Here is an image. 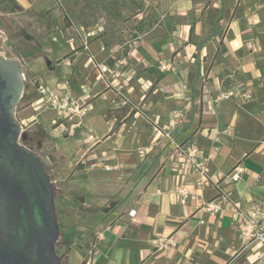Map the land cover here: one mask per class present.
Instances as JSON below:
<instances>
[{"label": "crops", "instance_id": "1", "mask_svg": "<svg viewBox=\"0 0 264 264\" xmlns=\"http://www.w3.org/2000/svg\"><path fill=\"white\" fill-rule=\"evenodd\" d=\"M124 2L125 15L110 5L113 15L107 19L106 9L86 0H0L2 35L14 38L27 29L51 27V53L81 45L73 24L103 26L89 50L80 47L58 63L62 78L46 75L49 88L63 89L67 82L72 95L93 98L86 124L95 136L83 138L70 161L83 174L80 208L100 221L103 236L97 237L93 253L79 249V255L84 264H250L253 250H242L239 217L230 211L196 212L198 202L182 205L174 188L185 183L198 196L214 198L216 184L241 164V179L223 190L264 220V0ZM177 53L183 58L178 70L162 72L159 61ZM90 55L109 64L126 56L125 73L107 87L96 79ZM81 57L83 81L71 67ZM31 83L37 89L38 83ZM229 88L239 94L217 98ZM124 98L138 104L140 112L126 106ZM31 99L23 100L35 113L29 116L23 107V123L45 118L43 111L51 110ZM175 111L184 119L173 129V140L157 137L153 123L166 122ZM53 119L54 114L46 131L55 144L64 131ZM100 122L104 125L97 128ZM186 141L200 145L208 158L212 184L203 189L195 184L196 172H182L177 165L175 142ZM112 201L116 206L103 211Z\"/></svg>", "mask_w": 264, "mask_h": 264}, {"label": "water", "instance_id": "2", "mask_svg": "<svg viewBox=\"0 0 264 264\" xmlns=\"http://www.w3.org/2000/svg\"><path fill=\"white\" fill-rule=\"evenodd\" d=\"M24 88L22 62L0 53V264H67L57 249L51 175L39 153L20 141L16 108Z\"/></svg>", "mask_w": 264, "mask_h": 264}, {"label": "rangeland", "instance_id": "3", "mask_svg": "<svg viewBox=\"0 0 264 264\" xmlns=\"http://www.w3.org/2000/svg\"><path fill=\"white\" fill-rule=\"evenodd\" d=\"M89 5L99 4L103 9H106L105 16L110 19L108 7L110 5H116L119 7L117 14L125 15L122 8L126 5L124 0H86ZM91 10V9H90ZM91 13V12H90ZM53 29L51 27L45 28H31L22 31L19 36L14 38H7L0 32V53L9 58H17L23 64L24 76H25V88L23 95H32V102L37 100L42 93L38 89L34 90L31 81L38 83L39 85H47V76L51 73L62 78L64 72L61 64V60L71 55H76V51L80 49V46L73 44V47L69 44L68 47H61V52L55 51L51 53L48 51L54 43L52 39ZM73 33V32H72ZM77 34V33H76ZM75 38V33H73ZM77 37H79L77 35ZM14 39V40H13ZM76 39V38H75ZM123 41V40H122ZM56 42V41H55ZM40 57V60L38 58ZM75 62L72 67V73H76L79 79L83 81L86 77L84 70V58ZM36 72H32L30 68L37 64ZM83 73L85 74L83 76ZM27 85V87H26ZM37 86V88H38ZM48 99V95L46 96ZM25 100L20 99L16 108V116L19 119L21 125V109L28 107L26 110L27 115L31 116L35 113L31 102L26 103ZM46 106V105H44ZM45 118L38 119L34 122L26 121L22 126V135L20 141L34 149L39 153L46 164V168L51 175V179L56 191L62 192L64 200L59 202L56 207L59 224L63 227V231L73 229L74 234L72 236V246L68 248L66 244H60L62 241V234L57 242V249L63 258V261L67 264H84L85 260L80 257V250H90L92 253L95 251V245L98 240L97 233L100 227V221H95L93 213H86L80 208V202L72 203L74 197H84L83 190L79 188V183L83 178V174L77 171V165L73 166L75 160L70 161L76 154V150L79 147L80 141L85 137L92 138L95 136V131L91 125L87 124V129L82 130L79 134L68 135L63 133V136L55 140V144L52 141V137L46 131L50 126V122L54 112L47 110ZM103 123L97 124V128L103 127ZM75 158V157H74ZM56 205V203H55ZM88 252V251H87ZM91 253H89L90 255Z\"/></svg>", "mask_w": 264, "mask_h": 264}, {"label": "built area", "instance_id": "4", "mask_svg": "<svg viewBox=\"0 0 264 264\" xmlns=\"http://www.w3.org/2000/svg\"><path fill=\"white\" fill-rule=\"evenodd\" d=\"M73 30L77 33L81 40V46L85 50L90 49L92 40L99 35L103 30L101 24H97L92 28L77 26L73 24ZM124 45H121V49ZM92 64L93 72L97 80L102 81L107 87H111L117 77L125 73L123 69L128 65L126 56L118 57L113 64L102 62L89 56ZM183 58L179 53L161 59L158 63V68L162 72H176ZM67 86V87H66ZM63 89L49 88L48 85H39L38 91L42 95L35 101L36 105H46L54 112L53 125L62 127L64 133L68 135L79 134L82 130L87 129L86 119L89 113L93 110L92 96L87 93L82 97H77L71 94L68 84ZM120 86V85H119ZM122 86H120L121 88ZM239 94L235 88H229L221 91L217 98L229 99ZM48 95V99L46 96ZM124 104L136 111L140 112V106L133 103L131 100L124 98ZM184 119V114L181 111H175L173 115L163 123L154 122L153 129L157 137H165L173 140V129L179 125ZM22 122V126H23ZM174 151L178 155L177 165L182 172L192 170L199 176L195 184L203 189L212 184L209 177L208 158L200 145L194 141H186L176 143ZM144 153V149L139 150ZM101 168L106 170L111 169L108 165H101ZM245 172V167L237 164L232 171L228 173L216 186L219 189V194L211 199H205L203 196H198L190 190L187 184L180 183L175 186L174 191L179 197L182 205H188L193 201H197L196 212H201L203 215H218L224 211H230L239 217L238 230L239 236L243 242L242 250L248 247L253 250V260L250 264H264V220L260 219L254 212L245 211L238 199L232 196L231 192L224 191L223 185H228L237 182L241 179ZM136 211L132 209L129 212L130 216H134ZM205 223L204 219L200 220ZM97 237L102 238L101 232L96 233Z\"/></svg>", "mask_w": 264, "mask_h": 264}, {"label": "trees", "instance_id": "5", "mask_svg": "<svg viewBox=\"0 0 264 264\" xmlns=\"http://www.w3.org/2000/svg\"><path fill=\"white\" fill-rule=\"evenodd\" d=\"M99 35H100V33H99ZM97 37H95V38H97ZM126 44L127 43H125L123 45L125 46ZM37 86H38V84H37ZM26 87H27V85H26ZM24 97H25V95L22 96V100L24 99ZM105 117H107V116H105ZM63 198H64V196H63L62 192L56 191V189H55V203H56V207H57V204L59 202H62V200H64ZM83 200H84V197H80V196L77 197V198L74 197L72 199V203L82 202ZM115 206H116V203L114 201H112L111 203H109V205H107V206H105L103 208V211H109L112 208H114ZM59 226H60V230H61V234H62V241L60 242V244H66L68 246V248H70L72 246V236L74 234V231H73V229H69L67 231H63V227L61 226V224H59Z\"/></svg>", "mask_w": 264, "mask_h": 264}]
</instances>
